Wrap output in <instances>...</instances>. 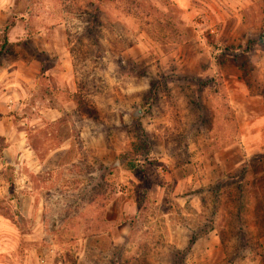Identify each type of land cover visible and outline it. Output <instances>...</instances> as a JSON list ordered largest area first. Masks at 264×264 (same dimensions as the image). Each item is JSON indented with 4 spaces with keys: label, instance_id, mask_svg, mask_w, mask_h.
Wrapping results in <instances>:
<instances>
[{
    "label": "rangeland",
    "instance_id": "374dc122",
    "mask_svg": "<svg viewBox=\"0 0 264 264\" xmlns=\"http://www.w3.org/2000/svg\"><path fill=\"white\" fill-rule=\"evenodd\" d=\"M133 1L0 0L33 149L0 264H264V0Z\"/></svg>",
    "mask_w": 264,
    "mask_h": 264
},
{
    "label": "crops",
    "instance_id": "0c3cea01",
    "mask_svg": "<svg viewBox=\"0 0 264 264\" xmlns=\"http://www.w3.org/2000/svg\"><path fill=\"white\" fill-rule=\"evenodd\" d=\"M14 64L4 63L0 67V137L5 144L0 156L3 167L0 177V197L3 199L11 197L13 209L15 213H19L21 205L19 207L17 199L22 198L23 194L19 193L18 189L30 187L25 167L31 164L30 159L33 154L28 139L29 130L26 125V104H24L28 89L25 83L30 82L31 79L28 75L15 71L17 65L14 67ZM14 193L17 197L13 195ZM25 198L29 197L25 196ZM14 200L15 204H13Z\"/></svg>",
    "mask_w": 264,
    "mask_h": 264
},
{
    "label": "trees",
    "instance_id": "16d2710c",
    "mask_svg": "<svg viewBox=\"0 0 264 264\" xmlns=\"http://www.w3.org/2000/svg\"><path fill=\"white\" fill-rule=\"evenodd\" d=\"M141 1H143V0H134L133 3H131V4H133V5L138 4ZM5 31H7V28H5ZM0 140L3 141V139L1 137H0ZM1 153H2V150L0 151V156H1Z\"/></svg>",
    "mask_w": 264,
    "mask_h": 264
}]
</instances>
